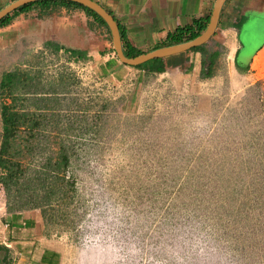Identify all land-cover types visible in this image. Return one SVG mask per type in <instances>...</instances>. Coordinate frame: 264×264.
<instances>
[{"label":"rangeland","instance_id":"obj_1","mask_svg":"<svg viewBox=\"0 0 264 264\" xmlns=\"http://www.w3.org/2000/svg\"><path fill=\"white\" fill-rule=\"evenodd\" d=\"M45 47L6 41L0 75L39 66L72 123L74 194L44 223L64 244L60 264H264V46L241 74L221 58L215 77L153 76L141 91Z\"/></svg>","mask_w":264,"mask_h":264},{"label":"crops","instance_id":"obj_2","mask_svg":"<svg viewBox=\"0 0 264 264\" xmlns=\"http://www.w3.org/2000/svg\"><path fill=\"white\" fill-rule=\"evenodd\" d=\"M11 1L0 0V8ZM95 1L112 14L118 26L124 30L128 44L140 52L166 45L165 39L169 33L190 26L195 19L208 16V20L215 2ZM255 22L264 24V0H222L212 33L198 44L201 48L191 46L158 56L160 59L136 67L119 61L106 27L82 8L61 3H36L0 26V46L5 45L6 41L18 40L36 45L40 52L45 53L48 49L45 45L50 50H55L51 46L53 44L58 46L55 50L58 55L63 54L65 48L79 49L82 60H77V63L91 67L102 81H110L119 90L131 83L134 89L141 91L146 78L153 76L166 78L165 81H157L162 86L169 84L186 87L192 86L195 81L200 83V80L217 76V60L221 58L230 61L239 74L247 70L248 67L239 65L249 62L250 59L246 60V57L239 65L235 62L241 47L239 31L246 26L247 29L250 28ZM261 39L258 37L256 42ZM263 46L264 34L261 45L253 50L250 58L253 59ZM215 52L211 75L201 76L202 59ZM261 55H264V50L256 59ZM159 64L163 66L159 71L147 69L148 66ZM46 231L39 208H8L0 184V264H60L64 244L53 238L52 234L47 235Z\"/></svg>","mask_w":264,"mask_h":264},{"label":"trees","instance_id":"obj_3","mask_svg":"<svg viewBox=\"0 0 264 264\" xmlns=\"http://www.w3.org/2000/svg\"><path fill=\"white\" fill-rule=\"evenodd\" d=\"M36 3H61L80 7L106 27L108 37L111 39L101 16L91 8L73 0H33L24 3L2 16L0 26L7 24L14 15ZM207 17L195 19L190 26L169 33L165 43L170 44L196 36L205 27ZM118 29L124 54L132 56L140 53L139 49L128 44L122 27L118 26ZM51 46L55 50L58 49L57 45ZM192 48H201V45ZM55 50L51 51L55 53ZM63 54L67 62L77 63V60H82L81 51L76 48H65ZM215 55L216 52L210 53L206 59H202L201 76L211 75ZM152 59H160V57ZM235 62L239 65L237 61ZM143 64L144 61L128 65L140 67ZM239 66L247 68L248 62ZM162 67L159 64L148 66L147 69L159 71ZM30 69L34 72L15 68L3 71L0 75V184L8 208L37 207L45 223L46 219H50V215L57 210L59 204L70 202L74 194V179L67 173L71 162L68 133L72 129V123L68 121L63 123L60 119L61 109L58 101L51 102L53 97L49 96L51 95L49 93L55 92L56 89L50 83L48 90L44 88V83H41L39 78V66L35 65ZM28 99L27 103L25 100ZM53 197L58 204H55L56 206L51 203ZM58 212L61 215L59 209Z\"/></svg>","mask_w":264,"mask_h":264},{"label":"water","instance_id":"obj_4","mask_svg":"<svg viewBox=\"0 0 264 264\" xmlns=\"http://www.w3.org/2000/svg\"><path fill=\"white\" fill-rule=\"evenodd\" d=\"M30 1H33V0H12L8 4L0 8V18L4 16L5 14L9 13L14 8L18 7L19 5H22ZM73 1H77L91 8L98 15L101 16V18L104 20L109 30V33L111 36L112 47L115 51L117 58L119 59L120 62H123L125 64H132V65L141 63L153 57L164 56L166 54H169V53L181 50V49L189 48L191 46H196L200 44L201 42H203L205 39L208 38V36L212 33L214 29L216 19H217V14H218V8L220 6V3L222 2V0H215L212 12L207 20L205 27L196 36L189 38V39L182 40V41L155 47L148 51H142L132 56H127L124 54L122 43L120 41L118 24L115 21L112 14L108 12L104 7H102L95 0H73ZM246 27L241 29L239 32V39L242 45L240 49L238 50V54L240 51L244 50V48L248 46L250 50V53L246 59L248 60L250 59V56L253 50L258 48L261 45L264 32L263 34H260V31L262 30V28H264V24H262L261 22H255L252 25H250V28L247 29ZM258 37L262 39L261 41L256 42Z\"/></svg>","mask_w":264,"mask_h":264},{"label":"clouds","instance_id":"obj_5","mask_svg":"<svg viewBox=\"0 0 264 264\" xmlns=\"http://www.w3.org/2000/svg\"><path fill=\"white\" fill-rule=\"evenodd\" d=\"M104 251V249H99V253H102ZM98 253V255H99ZM84 264H104L103 259H96V258H92L89 261H85ZM109 264H111V262H109Z\"/></svg>","mask_w":264,"mask_h":264},{"label":"flooded vegetation","instance_id":"obj_6","mask_svg":"<svg viewBox=\"0 0 264 264\" xmlns=\"http://www.w3.org/2000/svg\"><path fill=\"white\" fill-rule=\"evenodd\" d=\"M240 32V31H239ZM241 45H242V43H241Z\"/></svg>","mask_w":264,"mask_h":264}]
</instances>
